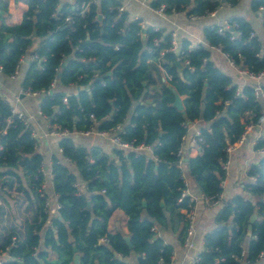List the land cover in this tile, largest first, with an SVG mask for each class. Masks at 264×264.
Returning <instances> with one entry per match:
<instances>
[{
	"label": "trees",
	"instance_id": "obj_1",
	"mask_svg": "<svg viewBox=\"0 0 264 264\" xmlns=\"http://www.w3.org/2000/svg\"><path fill=\"white\" fill-rule=\"evenodd\" d=\"M17 1L28 10L19 25L7 26V0H0V42L6 45L0 51V75L12 76L37 41L21 89H47L53 80L61 88H76L75 94L53 91L52 96L40 98L39 110L51 124L69 135L90 128L109 131L120 125L123 142L133 141L134 147L144 145L152 152L148 156L115 150L117 161H113L98 147L76 144L74 136L59 138L61 157L50 159L49 186L60 209L55 216L45 213V199L39 196L45 183L40 173L44 158L36 149L31 127L14 120L9 103L0 96V191L15 183L32 213L23 236L15 230L0 231V252L7 249L9 256L3 264H73L75 254L79 264H170L173 249L158 237L156 227L172 229L174 220L179 221L183 243L187 228L183 211L189 202L180 201L182 173L203 195L221 192L225 148L237 143L247 124L258 125L260 119L261 107L251 82L238 89L209 61L210 52L203 45L189 50L191 43L183 40L179 56L170 51L171 34L149 29L142 40L141 21L118 13V0H98L82 16L72 15V7L90 0H76L73 5L70 0ZM221 1L152 0L150 6L164 5L166 15L174 10L190 18L215 12ZM223 1L235 6L239 0ZM250 11L260 13L264 22V0H251ZM69 15L70 25L64 22ZM229 20L238 25L236 35L206 27L205 44L219 47L236 66L254 75L261 73L264 42L247 21ZM184 61L189 64L181 65V70L174 65ZM157 83V91L149 89ZM166 85L182 98V111L171 107L173 96ZM249 112L254 117L249 118ZM189 122L201 125L195 158H187L182 148ZM179 149L184 152L180 160L174 155ZM253 149L264 150V139ZM246 176L249 181L242 190L250 197L231 195L217 209L197 264H264V154L249 166ZM77 179L85 183L78 193L72 187ZM116 210L127 217L132 249L120 233L107 231ZM252 215L256 219L248 235ZM13 237L17 247L10 248ZM104 238L107 243L101 242ZM49 253L56 260L49 261Z\"/></svg>",
	"mask_w": 264,
	"mask_h": 264
},
{
	"label": "crops",
	"instance_id": "obj_2",
	"mask_svg": "<svg viewBox=\"0 0 264 264\" xmlns=\"http://www.w3.org/2000/svg\"><path fill=\"white\" fill-rule=\"evenodd\" d=\"M60 1L65 2L66 0ZM75 1L76 0H70L69 2L73 5ZM118 1L121 3V7L127 15V18L129 20H140L144 31L151 29L154 31L160 30L164 34H171L176 51L179 50L180 42L183 40L189 41L192 47L200 44L204 45V28L216 26L224 20H229L232 18H241L247 21L256 34L259 35L261 42H264V30L262 26L261 14L250 11L251 0H239L235 6L226 5L222 0L221 6L214 12V14L194 21L187 18L184 14H165L159 16L154 13V11L142 6L140 3H137L134 0ZM27 10L28 7L23 2L17 0H7V17L4 23L7 26L19 25L23 19V15L27 12ZM98 19H100V17H98ZM37 47L38 42L35 41L30 47L28 53H26V55L23 57L18 71V78L10 79L0 75V96L7 100L10 107L13 108L15 112L22 113L28 119L29 126L34 131L35 138L37 140L36 149L44 158L45 184L47 186V191L51 192V188L49 186V182L51 180L49 171L50 159L51 157H61L60 150L58 149L57 145L58 140L48 135L45 119L37 114L41 99L32 98L21 94L22 79L31 61L30 53L34 52ZM209 52V61L215 68L229 77L238 87V89H241L247 84L248 81L243 76L238 74L236 67L230 61H228L220 51L211 49ZM164 81V73L162 72L161 82ZM261 84L264 86V78L261 80ZM149 89H155L157 91L159 89V83H157L154 88L150 87ZM53 91L71 95L75 94L76 88L74 86L69 88H61L58 84H56ZM146 102H150V99L146 98ZM260 107L263 108L262 102H260ZM199 124L200 123L198 122L186 123L187 134L183 138L182 148L185 151L187 158H195L199 153V149L196 147L194 140L196 132L200 129V127H198ZM74 137L76 144L85 146L87 148L98 147L108 157H110L113 151L119 150L117 147L112 145L107 138H101L94 134ZM261 139H264V117L262 118V122L256 125L249 132L246 141L242 145L238 146L230 156L229 175L226 179V185L224 189V195L226 198L231 195H243L245 197H250L242 189L245 183L249 181L246 176L249 166L256 163L258 158L264 154L259 151H254L253 149L254 145ZM140 153L151 156V154L146 151H141ZM70 169L75 172V168L73 166H70ZM18 174L21 177V180L24 181L21 171H19ZM189 185L191 193L195 197H198L200 192L190 183ZM5 189H7V187H4L0 192V222L2 219L9 220V222L3 221V223H7L8 229L5 231L10 232L15 230L18 234L23 236L25 225L15 223L7 216L12 215L15 209L16 212H19V215H23L27 218V222H30L32 216L31 207L28 205V202L25 199L26 197L24 192H8ZM9 196H15L16 199L12 200V198ZM194 210L196 214L195 235L192 239L193 248L191 250H186L182 245L180 240V229L182 223H179V221L174 220L172 229L169 228L167 230H161L156 227L158 237L163 239L165 244L171 246L173 249L170 264H191L192 260L204 250V236L209 231H211V229H213V219L217 210L215 208L206 206L199 200L195 202ZM24 211L26 212L24 213ZM22 219L23 217L20 218L21 221ZM3 223L0 225V231L2 233H6L2 230L4 229ZM107 231L110 234L120 233L123 237H128L127 217L122 211L116 210L113 212L112 216L108 220ZM48 260H56V255L49 253ZM241 264L246 263L241 261Z\"/></svg>",
	"mask_w": 264,
	"mask_h": 264
},
{
	"label": "built area",
	"instance_id": "obj_3",
	"mask_svg": "<svg viewBox=\"0 0 264 264\" xmlns=\"http://www.w3.org/2000/svg\"><path fill=\"white\" fill-rule=\"evenodd\" d=\"M97 1L98 0H90L88 3H81V5L73 6L72 7V11H74V12H72V15L76 14V15H81L82 16L84 14V12H86L89 9V7L91 5H96ZM134 1L137 2V3H140L142 6H145L148 9L154 11V13H156L159 16L165 15V9L166 8H165L164 5H161L158 8L153 9L150 6L152 0H134ZM123 12H124L123 8L120 7L118 9V13L121 14ZM170 14H172V15H180V14H183V13H179V12H175L174 10H171ZM212 14H214V12L208 13L206 16H209V15H212ZM72 15H69L66 18H64V22L66 24H69V25L72 24V17H71ZM59 16L60 15L56 13L54 15V18L58 19ZM203 17H205V16H198V17L197 16H192L189 19L194 21V20L202 19ZM263 24H264V22L262 21V26H263ZM214 27L217 28V32L219 34H222L224 31H227V30L235 33V30H237L238 25L236 23L230 22V20H224L223 22H221L220 24H218V25H216ZM263 30H264V27H263ZM235 35H236V33H235ZM250 36L253 37L254 34H251ZM141 37H142V40H145L144 35H141ZM171 44H172V48L170 49V51L173 52V53L179 54V56L182 55V53L179 52V50L176 51V47H175V44H174V41H173L172 37H171ZM200 45H202V44H200ZM203 46L205 48H207L209 51L211 49H216V50L221 52L219 47H208L205 43H204ZM191 48H193V47H190L189 50H191ZM222 54L226 57V59L228 61H230L236 67L239 75L243 76L248 82H251V84L253 86L255 99L259 103L260 102L263 103V108L260 109V119H259V122H258V124H259L260 122H262V118L264 117V93H263V90H262L263 86L261 84V80L264 78V71H262L261 73H259L257 75H254V74L248 72L247 70L236 66L233 63V61L227 55H225L224 53H222ZM21 63H22V59L20 60L19 66L21 65ZM188 64H189L188 61H184L181 65L188 66ZM19 68L20 67H18L17 70L15 71V73L12 76L9 77L10 79L18 78ZM55 86H56V80H53L51 82L50 86L47 89H41V90H38V91H33V90H30L29 88L25 89V90L21 89V94L24 95V96L32 97V98H42L44 96H52ZM62 101L66 102V97L63 98ZM37 114L45 119L48 135L51 136V137L56 138L57 140L59 138L66 137V136H88V135L94 134V135H96L98 137H101V138H107L112 145L117 147L119 150H123L124 152L146 151V152H148L150 154L152 152V148L146 147L144 145H140V146L134 147V145H133L134 142L133 141H131V142H123L121 140L120 136L124 135V129L120 125H117L115 128H113V129H111L109 131H102L101 132V131H97L94 128H90L86 132H79V133H75V134L69 135L66 132L59 131V129H58V127L56 125L51 124L49 119L42 115V113L39 110V107H38V113ZM11 115H12V118L14 120H17V121L21 122L24 126H29L28 119L22 113L15 112V110L13 108H11ZM247 115L249 116V118L254 117V114L251 113V112L247 113ZM255 126L256 125H253L252 123L247 124L246 127H245L244 133L240 136V138L237 141V143L234 144V145H229V146H227L225 148L224 152H225V154L227 156V159L221 166L222 167V171L224 173V177L219 182V186L218 187H219V189L221 191L220 193H218L216 195H213V196H206V195H203V194L200 193V195L198 197H195L190 191V186H189V183H188V181L186 179V175L184 173L181 174V178L183 180L184 188L181 191L180 201L183 200V199H188V202H189L187 210L183 211V214L185 216V222L187 224V228H186V234H185L184 241H183L182 245H183V247L186 250H191L193 248L192 239L194 238V235H195V218H196V214H195V210H194L195 202L197 200H199V201H201L203 204H205L208 207L218 208L226 200V197L224 195V189H225V185H226V179H227V177L229 175L230 156H231V154L235 151V149L238 146L242 145L246 141L247 135L249 134V132ZM32 134L35 137V134H34L33 130H32ZM198 136H199V131L196 132L195 138L198 137ZM259 152L264 153V150H260ZM183 154H184V152H183L182 149H179V150H177V152L174 153V155L179 160L182 159ZM64 162H66V161H64ZM179 162H180L179 163V165H180L182 161H179ZM40 173L45 175V166H44V164L41 166ZM251 180L253 181V179H251ZM72 187L78 193V192H81V191H83L85 189V183L78 179L76 182H74ZM5 190H7L8 192H16V184L14 183L11 189H5ZM39 196L41 198L45 199V213H51L54 216L57 215L58 210L60 209V205L56 201L57 197L55 195H53L52 192H48L47 191V186H46L45 183H43L40 186ZM101 242L102 243H107L108 240L106 238H104V239L101 240ZM11 247L12 248L17 247L16 238L15 237L11 238V246H10V248ZM171 257H172V255H171ZM7 259H9V256H8L7 249H6V250L0 252V264H3L5 262V260H7ZM220 261H223V259H220ZM198 262H199V258L197 256V257H195L192 260L191 264H197Z\"/></svg>",
	"mask_w": 264,
	"mask_h": 264
},
{
	"label": "water",
	"instance_id": "obj_4",
	"mask_svg": "<svg viewBox=\"0 0 264 264\" xmlns=\"http://www.w3.org/2000/svg\"><path fill=\"white\" fill-rule=\"evenodd\" d=\"M145 34V31L143 30L142 32V35ZM6 48V45H3L1 42H0V51L2 49ZM65 63L62 64V67H64ZM178 69H182V66L179 62H175L174 64ZM88 87H86L87 89ZM166 89L172 94L173 96V102L171 103V107L175 108L176 110H178L179 112L183 110V105H182V100L181 98L179 97V95L177 94V92L174 90V88H172L171 86L169 85H166ZM186 161V160H185ZM142 205L144 206L145 203L142 202ZM162 206V203L160 204ZM256 219V215H252V217L250 218V221H249V226L247 228L248 230V235L251 234V224L255 221ZM123 240L125 241L127 247L129 249H132V246H131V243H130V239L129 237L125 236L123 237ZM75 251V250H74ZM73 264H79V255L78 254H75L74 257H73Z\"/></svg>",
	"mask_w": 264,
	"mask_h": 264
},
{
	"label": "rangeland",
	"instance_id": "obj_5",
	"mask_svg": "<svg viewBox=\"0 0 264 264\" xmlns=\"http://www.w3.org/2000/svg\"><path fill=\"white\" fill-rule=\"evenodd\" d=\"M198 127H201V125L199 124L198 125ZM110 159H112L113 161H117V157H116V155L114 154V153H112L111 155H110V157H109ZM1 192V191H0ZM16 192H18V191H16ZM2 197V196H1ZM10 197V196H9ZM10 198H12V200H15L16 199V197L14 196V197H10ZM219 208V207H218ZM218 208H215L216 210L218 209ZM26 211H24V213H25ZM19 212H16V210L14 209V213L12 214V215H9V216H7V217H9L12 221H14L15 223H17V224H21V225H25L26 224V222L25 221H27V218L25 217V216H23V215H19L18 214ZM2 216V215H1ZM23 217V219H22V221H23V223H22V221L20 220V218H22ZM214 220V219H213ZM3 221H5V222H9V220H7V219H2V221L0 222V225H1V223H3ZM3 223L4 225V229H2L3 231H5V230H7L8 228H7V223ZM213 225H214V221H213Z\"/></svg>",
	"mask_w": 264,
	"mask_h": 264
}]
</instances>
